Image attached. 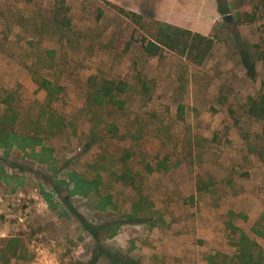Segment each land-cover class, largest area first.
Returning a JSON list of instances; mask_svg holds the SVG:
<instances>
[{
  "label": "rangeland",
  "instance_id": "rangeland-1",
  "mask_svg": "<svg viewBox=\"0 0 264 264\" xmlns=\"http://www.w3.org/2000/svg\"><path fill=\"white\" fill-rule=\"evenodd\" d=\"M58 1L0 0V264H264V117L248 112L264 107V6L220 14L198 64L149 56L102 0H65L56 25ZM91 76L128 83L125 109L90 104ZM162 160L171 173L146 171ZM72 175L100 185L77 193Z\"/></svg>",
  "mask_w": 264,
  "mask_h": 264
},
{
  "label": "trees",
  "instance_id": "trees-1",
  "mask_svg": "<svg viewBox=\"0 0 264 264\" xmlns=\"http://www.w3.org/2000/svg\"><path fill=\"white\" fill-rule=\"evenodd\" d=\"M106 4L116 8L120 13H123L127 17L136 21L138 27L144 34L143 48L145 53L149 56L155 57L158 56L163 48L170 50L182 49V52L187 51L186 56L192 57V60L195 63L201 64L211 52L212 49V39L210 37L202 36L198 33H192L188 30L162 23L160 21L152 20L143 17L142 15L136 14L132 11L125 10L117 5H114L108 1L102 0ZM223 1V4L222 2ZM246 0H217L218 10L220 14L229 13L230 10L238 9L245 3ZM259 3L264 6V0H258ZM69 8L65 4V0H59L56 3L54 11H52L53 23L61 27H70V19L67 16ZM230 22V21H229ZM228 22V23H229ZM186 36V38H185ZM189 37H191L189 39ZM147 41V42H146ZM259 59L264 62V50L261 51ZM88 102L95 107H113L119 111H122L126 107L127 99L125 95L128 91V83L123 80H113L107 78H100L97 76H91L88 78ZM43 89L47 92V101L48 103L52 101L54 91L49 87V82L43 83ZM263 104V101L251 100L249 107V114L255 116L258 119L264 117V107H260ZM52 114V112L50 113ZM49 129L61 130L64 128V120L61 116H56L55 113L48 118ZM112 137H120L119 130L116 126H110L109 130ZM6 138V136H5ZM4 138V139H5ZM20 139V140H19ZM19 142L25 143L26 140L22 138H17ZM17 142V143H19ZM24 144H22L23 146ZM129 157V156H127ZM125 162V160H124ZM175 166L168 164L166 161L162 160L157 162L156 165L148 166L146 171L148 173L158 172V173H171L174 170ZM115 177L116 181H120L124 184H129L133 186L137 179L138 174L133 173L130 169L125 168L121 174H112ZM100 176H97L93 181L85 182L76 175H72L71 179L75 184V191L77 193L86 195L89 190H96L100 185ZM143 199V198H140ZM109 200L106 199V203ZM139 201L133 205V210L137 213L139 208ZM136 215H134L135 217ZM235 214L230 212L228 219L225 221V225L228 229L232 231L237 230L233 224V217ZM256 236L264 238V231L253 228L252 230ZM246 237V233L242 232L240 238L243 239ZM8 263V260L5 264Z\"/></svg>",
  "mask_w": 264,
  "mask_h": 264
},
{
  "label": "crops",
  "instance_id": "crops-1",
  "mask_svg": "<svg viewBox=\"0 0 264 264\" xmlns=\"http://www.w3.org/2000/svg\"><path fill=\"white\" fill-rule=\"evenodd\" d=\"M145 18L207 36L219 21L217 0H105ZM230 1V0H227Z\"/></svg>",
  "mask_w": 264,
  "mask_h": 264
},
{
  "label": "water",
  "instance_id": "water-1",
  "mask_svg": "<svg viewBox=\"0 0 264 264\" xmlns=\"http://www.w3.org/2000/svg\"><path fill=\"white\" fill-rule=\"evenodd\" d=\"M229 17H230V15H225L222 17V20H229L230 19Z\"/></svg>",
  "mask_w": 264,
  "mask_h": 264
}]
</instances>
